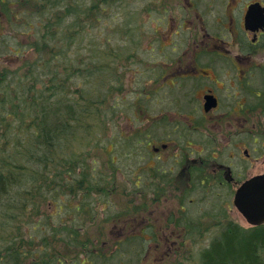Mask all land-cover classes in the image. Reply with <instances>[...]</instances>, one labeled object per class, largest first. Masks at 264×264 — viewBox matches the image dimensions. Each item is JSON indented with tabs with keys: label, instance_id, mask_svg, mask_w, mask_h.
<instances>
[{
	"label": "flooded vegetation",
	"instance_id": "obj_1",
	"mask_svg": "<svg viewBox=\"0 0 264 264\" xmlns=\"http://www.w3.org/2000/svg\"><path fill=\"white\" fill-rule=\"evenodd\" d=\"M146 3L174 14L165 16L169 37H151L159 47L149 57L153 67L144 68L153 77L141 79L142 125L126 135L119 172L139 188L128 198V211L135 204L138 212L118 216L113 228L119 235L136 230L151 243L163 236L157 246L168 242L163 250L178 259L177 238L209 229L204 199L233 203L245 182L264 176V0ZM111 152L108 165L120 171L122 153ZM231 220L242 227V215Z\"/></svg>",
	"mask_w": 264,
	"mask_h": 264
},
{
	"label": "rangeland",
	"instance_id": "obj_2",
	"mask_svg": "<svg viewBox=\"0 0 264 264\" xmlns=\"http://www.w3.org/2000/svg\"><path fill=\"white\" fill-rule=\"evenodd\" d=\"M52 1L44 6V11L40 14L34 13L33 9L35 3H42L41 0H9L7 3H0V37H4L0 40V70L6 66L12 71L0 85V95L4 87H18L21 80L24 83L21 88L27 87L26 81L32 83L36 90L46 87L52 76L58 74L56 71L66 70L59 74L60 77L69 76V80H64V86L58 88V92H55L56 88L45 91L50 103H56V99L66 97V101L62 100L61 106L58 107V115L51 110L46 112V121L51 125L59 120L66 125L65 127H69L70 123H76L75 118L80 117L81 110L86 104H91L93 111L96 107L97 115L90 111L91 116L86 122H80L82 125L73 127L70 133L69 128L65 129L61 143L63 148L60 151L64 160H72V165L69 167L79 173L82 186L76 188L78 198L88 204L87 207L84 206L85 213H88L87 217H81L80 221L79 215H74L72 209H69V212L67 210L57 212L55 216L49 215L56 212L55 205L51 203L49 206L43 199H36L35 208L32 204L27 206L25 215L28 220L23 223L28 227L31 236L36 237L34 245H38L37 240L42 234L49 233L53 224L57 239L63 235V232H67L65 236L70 235L71 238L72 231L68 230V227H72L76 232H85L87 229V236L81 233L77 241L79 244L81 238L88 239L84 241L87 253L79 254L80 261L86 259L87 264H201L203 250L222 234L223 230L220 226L221 228L234 226L230 224L231 218H241L231 199H204L211 218L207 223L209 229L207 233L191 232L177 238L180 243L178 259L174 252L164 251L168 242L162 247L157 246V242H164L163 236H154V241L151 240L153 242L151 243L136 230L130 234L119 235L113 228V222L118 216L126 218L130 212L132 217L138 212L135 204L128 211L130 204L128 198L136 197L139 188L133 187L132 183L126 184L123 181L125 175H120L123 162L128 157L126 150L131 142L126 135L137 131L142 125L140 117L143 113L140 111L144 99L140 95L143 94L141 79L148 76L144 68L153 67L150 65L149 57L159 47L157 42H151V37H159V34L160 37H169L165 16L169 17L174 11L170 9L160 11L149 6L151 2L146 3L147 0H99V7H96L100 9L99 11L94 8L93 0ZM67 1L75 7L80 22L75 25L71 15L65 17L69 10H66V13L65 11L54 13L59 15L58 20L61 22L62 30L57 29L58 36L55 35L53 38L60 39L63 43L73 40L75 43L71 46L72 49L67 53L64 51L57 62L52 60L50 53L46 54L47 64L40 62L42 65L34 67V71L29 72L31 76L26 78L25 73L29 69L28 66L22 65L23 60L31 62L40 56L35 46L32 47L31 44L36 45L39 42L46 43L47 46L53 41L51 36L43 39L36 37L42 35V15L46 10L51 12V4L63 8ZM87 8L91 9L83 11ZM160 18L162 21L159 20ZM74 29L77 31L75 36ZM148 39H150L149 43ZM3 41L6 46H2ZM16 46H22V51L18 54L14 52ZM98 52L103 53L104 56H101L104 58L97 56L100 54ZM145 61H148V64L143 65ZM149 76L153 77L150 74ZM58 79L53 77V83H61ZM7 107L10 111V105ZM93 115L96 116L92 117ZM11 117L12 114L9 115V120ZM112 148L115 149L118 157L122 153L117 162L120 171L115 172L108 165L110 155L113 153H109V150ZM64 175H68V172L65 171ZM76 178L78 180V176ZM68 184L71 185V182ZM62 192L61 199H64ZM198 205L194 204L195 207L191 211L194 216L198 211ZM61 218L68 231H64L65 226L59 224ZM242 219V222L238 221V223L242 224V228H248L249 224L243 217ZM35 223L38 225L33 231L30 225L33 226ZM202 223L195 221L196 226ZM24 232L25 230L22 233ZM57 239L55 245H51V253L58 250L62 254L68 253L67 243H60ZM89 241H92V244ZM172 248L175 250L176 247ZM55 261L51 259L49 264H58ZM64 264L80 263L75 258H68Z\"/></svg>",
	"mask_w": 264,
	"mask_h": 264
},
{
	"label": "trees",
	"instance_id": "obj_3",
	"mask_svg": "<svg viewBox=\"0 0 264 264\" xmlns=\"http://www.w3.org/2000/svg\"><path fill=\"white\" fill-rule=\"evenodd\" d=\"M41 1L42 3H35L34 5L33 12L36 14L44 11V6L49 1L53 2L52 0ZM5 2H9V0H0L2 4ZM98 2L99 0H93L95 9L99 7ZM70 3L67 1L63 8L51 4V12L45 8L46 12L42 15L41 24L42 35L36 37L43 39V37L51 36L53 41L47 46L46 43H39L38 41L36 45L30 43L32 47L35 46L40 56L31 62L23 60L22 65L28 66L29 69L25 73L26 78L31 76L30 73L34 71V67L42 65L40 62H47L46 54L50 53L52 60L57 62L64 51L67 53L72 49L71 46L75 43L73 40L66 42V44L60 39L55 40L53 38L55 35L58 36L57 29L62 30L61 22L58 20L59 15L54 13H64V11L66 13V10H69L65 17L71 15L75 20L73 22L75 25L80 22V16L76 15V9ZM69 6L70 9H68ZM90 9L87 8L83 11ZM99 10L97 9V11ZM73 31L75 36L77 31L75 29ZM3 38L0 37V40ZM2 43V46H6L5 41ZM21 45L23 46V44ZM21 47L16 46L14 52L16 54L21 52ZM101 55L104 56L103 53L97 56L104 58ZM65 71H56L58 74L52 76L46 87L37 89L39 92L32 83L27 81L25 82L27 87L21 88L24 84L21 80L18 87L13 86L14 90L12 87H4L0 95V264H49L51 259L56 260L55 262L58 264H64L68 258H75L80 264H87L86 259L80 261L79 254L87 253L88 250L84 246V241L88 239L81 238V242L79 244L77 242L78 235L81 233L83 236H87V229L85 232H76L72 227H68V230L72 231L71 238L70 235L65 236L67 232H63V235L57 239L56 230L52 224L49 233L42 234L41 238L37 240L38 245L35 246L36 237H32L28 227L23 225L28 220L25 215L26 208L29 204L35 208L36 199H43L49 206L51 203L55 205L56 212L49 215L55 216L57 212L61 213L63 210L69 212V209H72L74 215H79L81 221V217L85 218L88 214L85 213L86 209H84V206L87 207L88 204L83 203V200L78 198L76 187L82 186L79 173L74 170V175V171L69 167L72 165V160H64L60 151L63 148L61 143L65 129L69 128L70 133L73 127L78 124L82 125L80 122H86V119L91 116L90 111L97 115V109L95 107L96 110L93 111L91 104H86L81 110L80 117L75 118L76 123H70L69 127H65L66 125L59 120L51 125L46 121V112L51 110L58 115V107L61 106L62 100L66 101V97L56 99V103H50L45 91L48 92L56 88L55 92H58L57 89L64 86V80H69L68 75L65 77L59 75ZM10 72L12 71L6 66L0 70V85ZM53 77L59 78L58 81L61 83H53ZM20 83L22 84L20 85ZM10 92L12 93L10 94ZM46 103L49 104L46 105ZM9 105L10 111L7 107ZM11 114L12 117L9 120ZM65 171L68 172V175H64ZM68 182H71V185ZM61 192L64 193V199H61ZM46 215L48 216V214ZM58 222L62 225L65 223L62 218ZM36 225L38 223L33 226L30 225L31 230L34 231ZM23 230H25L24 233H22ZM63 230L68 231L66 226ZM56 239L60 243H67L68 253L62 254L59 250L51 253V245ZM89 242L92 244V241ZM201 264H264V224L252 228L237 226L225 228L222 234L203 250Z\"/></svg>",
	"mask_w": 264,
	"mask_h": 264
},
{
	"label": "water",
	"instance_id": "obj_4",
	"mask_svg": "<svg viewBox=\"0 0 264 264\" xmlns=\"http://www.w3.org/2000/svg\"><path fill=\"white\" fill-rule=\"evenodd\" d=\"M255 10L256 8H253L254 12ZM246 196L248 199H245ZM233 202L248 223L254 225L264 223V176L245 182L238 189Z\"/></svg>",
	"mask_w": 264,
	"mask_h": 264
}]
</instances>
